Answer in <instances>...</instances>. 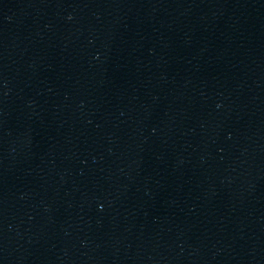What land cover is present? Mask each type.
Returning a JSON list of instances; mask_svg holds the SVG:
<instances>
[{
	"label": "water",
	"instance_id": "95a60500",
	"mask_svg": "<svg viewBox=\"0 0 264 264\" xmlns=\"http://www.w3.org/2000/svg\"><path fill=\"white\" fill-rule=\"evenodd\" d=\"M0 264H264V0H0Z\"/></svg>",
	"mask_w": 264,
	"mask_h": 264
}]
</instances>
